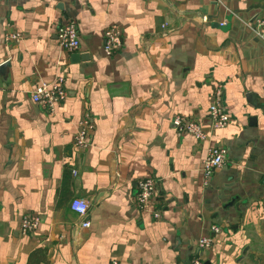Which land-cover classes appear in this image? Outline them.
<instances>
[{"label":"crops","instance_id":"1","mask_svg":"<svg viewBox=\"0 0 264 264\" xmlns=\"http://www.w3.org/2000/svg\"><path fill=\"white\" fill-rule=\"evenodd\" d=\"M258 17L264 0H0V64L9 63L0 73V264H264ZM71 18L74 52L57 43ZM112 24L121 46L106 56ZM10 30L21 39L7 41ZM57 76L66 98L50 113L31 94ZM214 83L231 120L215 130ZM177 114L207 138L178 136ZM85 119L92 127L80 152L74 137ZM212 144L226 160L204 185ZM143 177L156 182L159 218L134 202ZM76 197L89 205L84 218L70 208ZM28 213L40 222L22 234ZM200 237L210 245L199 249Z\"/></svg>","mask_w":264,"mask_h":264},{"label":"built area","instance_id":"2","mask_svg":"<svg viewBox=\"0 0 264 264\" xmlns=\"http://www.w3.org/2000/svg\"><path fill=\"white\" fill-rule=\"evenodd\" d=\"M215 3H220L221 0H213ZM253 33L257 37H264V18H256L254 20ZM222 21L220 25H224ZM22 35L15 30H10L6 33L5 39L7 41H19ZM103 50L106 56H110L117 48L121 46V29L117 24L109 25L103 31ZM57 43L58 45L69 52H74L80 47L79 34L76 21L66 19L60 23L57 29ZM223 85L214 83L211 100L209 104V120L210 126L213 130L227 126L231 120L227 113L224 111L222 104ZM31 98L34 102L40 104L50 113L55 111L57 105L62 103L66 98V91L64 89V77L57 76L52 82H43L36 87L32 92ZM172 124L178 136L190 135L198 141H203L207 138L205 127L198 121L186 117L184 115H174ZM92 124L87 120L79 123L78 130L74 137V145L76 149L83 152L88 146L89 134ZM226 160V150L212 144L208 147L207 154L201 162V172L203 175V184L206 185L214 171L224 164ZM76 173V171H73ZM156 191V182L151 177H143L137 181L136 193L134 202L138 209L141 211L152 208L151 214L154 218L160 217V211L153 208L154 194ZM70 208L77 213L81 218H84L88 212L89 205L83 198H74L70 202ZM40 218L34 213L24 214L19 221V230L22 234L32 233L38 226ZM82 227H88L89 222L85 221L81 224ZM213 230H217L213 227ZM211 243L210 238L200 237L197 241L198 248L208 247ZM112 264H116L113 261ZM191 264H201L198 258L191 260Z\"/></svg>","mask_w":264,"mask_h":264},{"label":"water","instance_id":"3","mask_svg":"<svg viewBox=\"0 0 264 264\" xmlns=\"http://www.w3.org/2000/svg\"><path fill=\"white\" fill-rule=\"evenodd\" d=\"M8 65H9L8 62L1 63V64H0V73L5 72V69L7 68ZM84 220H85V219H84ZM83 222H85V221H83ZM83 222H81V224H82Z\"/></svg>","mask_w":264,"mask_h":264}]
</instances>
